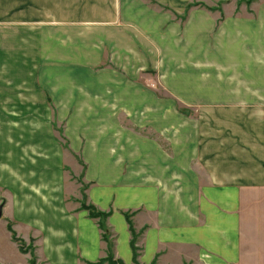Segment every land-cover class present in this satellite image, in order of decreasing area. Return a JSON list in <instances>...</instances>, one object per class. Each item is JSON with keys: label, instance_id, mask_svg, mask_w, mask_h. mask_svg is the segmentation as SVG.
Returning <instances> with one entry per match:
<instances>
[{"label": "crops", "instance_id": "obj_1", "mask_svg": "<svg viewBox=\"0 0 264 264\" xmlns=\"http://www.w3.org/2000/svg\"><path fill=\"white\" fill-rule=\"evenodd\" d=\"M250 11L225 17L213 39H171V16L140 0H18L0 10L17 77L10 108L54 109L10 118L0 262L3 252L27 264L105 258L83 200L109 214L124 264H134L132 227L141 264L168 251L178 263L264 264V0ZM66 156L84 166L72 170L84 169L86 197L68 188ZM30 244L38 263L21 251Z\"/></svg>", "mask_w": 264, "mask_h": 264}, {"label": "rangeland", "instance_id": "obj_2", "mask_svg": "<svg viewBox=\"0 0 264 264\" xmlns=\"http://www.w3.org/2000/svg\"><path fill=\"white\" fill-rule=\"evenodd\" d=\"M142 3L152 7L160 14H169L171 16V28L174 32L171 39H213L215 37L216 26L221 23L225 17L230 15L241 14L243 12L251 13V3L247 0H140ZM18 0H9L7 3H0V10H10L12 5L16 6ZM172 34V32H171ZM3 64V69L0 72V208H2V217L0 218V230L4 231V228L10 230V131H13L17 127V124L10 123L13 117L23 116L26 114L36 116H54V109L48 108H35L25 109L20 107L10 108V78L16 79L17 77H10V39H0V66ZM180 107V106H179ZM177 109L190 117H195L198 114V109L179 108ZM26 112V113H25ZM64 163L67 165L66 176L69 177L73 183L69 184L71 193L77 194L81 199V196L86 197V187L84 182V166L81 163L79 157L66 156L64 157ZM82 170L76 172L74 166ZM79 164V166L77 165ZM71 167V168H70ZM80 183V184H78ZM78 184L77 189L75 185ZM82 186V187H81ZM84 186V187H83ZM80 203H84L83 200ZM82 205V204H81ZM133 214H130L131 216ZM134 234L132 235V245L136 250L137 260L136 264H141L138 255L141 250L139 235L136 234L135 229L132 227ZM111 244V253H113V241L112 235L109 236ZM138 238V240H137ZM2 245L6 242L3 238H0ZM24 254H30L32 259L37 262V254L32 244L25 245ZM22 249V247H21ZM27 249V250H26ZM168 251V258L162 259L159 255L149 264H194L192 262L187 263L183 260L178 263L177 252ZM192 256L196 255L195 248H191L189 251ZM2 255V253H1ZM2 262L0 264H24L28 263L27 255L23 258L22 254L17 257L14 253L3 252ZM115 257V256H114ZM38 263V262H37Z\"/></svg>", "mask_w": 264, "mask_h": 264}, {"label": "trees", "instance_id": "obj_3", "mask_svg": "<svg viewBox=\"0 0 264 264\" xmlns=\"http://www.w3.org/2000/svg\"><path fill=\"white\" fill-rule=\"evenodd\" d=\"M255 1L256 0H249L248 2L252 3ZM82 209L87 211L91 218L98 220V224L103 231V236H102L103 240L107 243V246H108V253H107V256L105 258L100 259L98 262L87 263V264H124V262L121 259H116L114 257V254L111 253V244H110V239H109L110 233H109L107 226H106V220L109 217V214L102 212V211H99L96 207H94L92 205H87L85 202L82 203ZM126 218L128 220H130L129 214H126ZM131 231L133 233L132 228H131ZM21 247H22L21 251H24V249H25L24 245H22ZM132 251H133V256H134L133 257L134 264H136L137 254H136V250L133 247V245H132ZM33 264H36V263L33 262Z\"/></svg>", "mask_w": 264, "mask_h": 264}, {"label": "water", "instance_id": "obj_4", "mask_svg": "<svg viewBox=\"0 0 264 264\" xmlns=\"http://www.w3.org/2000/svg\"><path fill=\"white\" fill-rule=\"evenodd\" d=\"M2 217V208H0V218Z\"/></svg>", "mask_w": 264, "mask_h": 264}]
</instances>
